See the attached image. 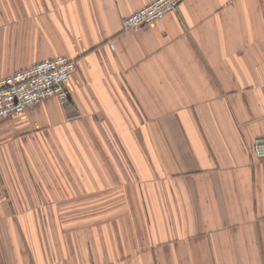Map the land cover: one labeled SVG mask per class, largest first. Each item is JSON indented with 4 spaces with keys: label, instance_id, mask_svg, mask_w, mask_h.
<instances>
[{
    "label": "crops",
    "instance_id": "0c3cea01",
    "mask_svg": "<svg viewBox=\"0 0 264 264\" xmlns=\"http://www.w3.org/2000/svg\"><path fill=\"white\" fill-rule=\"evenodd\" d=\"M150 1L0 0V79L78 62L0 120V264H264V0Z\"/></svg>",
    "mask_w": 264,
    "mask_h": 264
},
{
    "label": "built area",
    "instance_id": "2783aa9c",
    "mask_svg": "<svg viewBox=\"0 0 264 264\" xmlns=\"http://www.w3.org/2000/svg\"><path fill=\"white\" fill-rule=\"evenodd\" d=\"M184 0H151L122 20L124 31L138 30L148 23L176 12ZM113 46V43H111ZM77 60L57 55L24 68L15 69L0 79V120L36 105L51 97L62 103L70 99L67 86ZM264 89V87H263ZM251 153L264 159V136L256 138Z\"/></svg>",
    "mask_w": 264,
    "mask_h": 264
}]
</instances>
